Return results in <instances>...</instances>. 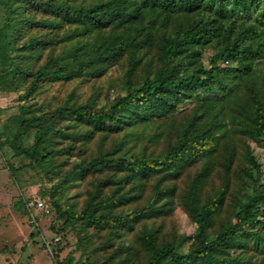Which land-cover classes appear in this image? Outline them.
I'll return each instance as SVG.
<instances>
[{"label":"trees","instance_id":"16d2710c","mask_svg":"<svg viewBox=\"0 0 264 264\" xmlns=\"http://www.w3.org/2000/svg\"><path fill=\"white\" fill-rule=\"evenodd\" d=\"M116 65L107 104L35 100ZM10 92L0 148L28 162L9 169L55 180L43 194L81 251L51 264H264V0H0Z\"/></svg>","mask_w":264,"mask_h":264},{"label":"rangeland","instance_id":"374dc122","mask_svg":"<svg viewBox=\"0 0 264 264\" xmlns=\"http://www.w3.org/2000/svg\"><path fill=\"white\" fill-rule=\"evenodd\" d=\"M124 73L125 69L116 65L102 77L90 81L48 83L36 94L35 100L45 107L55 106L70 96L85 101L94 92H99L97 104H107L118 91L117 87L122 84ZM18 96L19 93L16 92L0 93V133L3 131L2 126L6 118L17 111ZM4 139L2 136V140ZM254 150L264 169V148L254 145ZM8 162H12L13 167L18 168L28 160L14 156V151L8 143L0 148V184L4 186L0 189V264H25L27 256L25 249H30L31 242H28V247L25 248L27 242L24 241L23 231H37L38 228L41 230L34 239H29L34 240L32 244L37 247L39 254L35 264H51L57 256L64 260L69 253L78 259L81 251L76 249V233L73 230L62 229V221L57 219L49 196L43 194L44 188L51 187L55 180L51 181L30 167L12 172ZM74 192L75 190L71 191ZM22 201L29 206L27 214L17 208ZM175 216L181 231L188 234L194 231L195 224L184 211L178 210Z\"/></svg>","mask_w":264,"mask_h":264},{"label":"crops","instance_id":"0c3cea01","mask_svg":"<svg viewBox=\"0 0 264 264\" xmlns=\"http://www.w3.org/2000/svg\"><path fill=\"white\" fill-rule=\"evenodd\" d=\"M1 187L2 188H4V186H2V184H0V189H1ZM0 195H1V192H0ZM31 231L32 230H24L23 231V238H24V241H26L27 243H26V245H25V248L26 247H28V242H31V246H30V249L28 250V249H25V252L27 253V256H26V258H25V264H35V263H37V259H38V257H39V254H38V250H37V247L35 246H33V244H32V242L34 241L33 239H34V237H33V239H31L30 241H29V239L30 238H32L31 237ZM28 235H29V237H28ZM24 254V253H23ZM22 254V255H23Z\"/></svg>","mask_w":264,"mask_h":264}]
</instances>
